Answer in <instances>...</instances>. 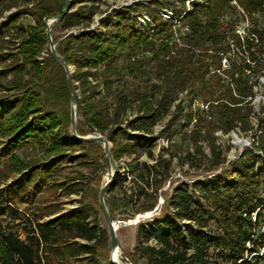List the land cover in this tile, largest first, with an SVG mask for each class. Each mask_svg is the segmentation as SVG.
Returning a JSON list of instances; mask_svg holds the SVG:
<instances>
[{
    "label": "trees",
    "instance_id": "1",
    "mask_svg": "<svg viewBox=\"0 0 264 264\" xmlns=\"http://www.w3.org/2000/svg\"><path fill=\"white\" fill-rule=\"evenodd\" d=\"M105 1L72 0V9L52 26L66 33L59 41L52 36L59 55L75 68L71 77L79 92L78 132L106 135L112 142V161L132 157L123 171H116L113 181L123 185L130 177V192L106 197L111 217L115 219L117 207H123L122 219H128L157 206L158 191L171 175L173 157L164 156L165 147L155 157L154 143L146 134H153L172 106V117L159 136L170 138L176 133L170 129L183 116L188 101L181 93L190 98V106L195 99L208 105L196 109L206 113L198 118L193 109L185 113L188 122L182 124L196 119L193 139L207 137L212 150L208 170L226 162L211 138L216 128L252 129L255 88L264 76V25H259L260 19L264 22V0H179L182 7L169 0H148L115 8L93 27ZM65 4V0H0V14L17 8L0 33V41L11 35L5 41L12 46L0 52V64L5 63L0 67V137H9L4 152L33 145L49 156L32 163L12 154L7 162L8 172L22 177L0 191V217L15 212L22 218L25 237L15 231L0 234V264H112L109 228L100 226L97 218L100 202H94L81 177L54 183L66 195L82 194L72 212L41 222L43 215L34 219L15 206L31 200V188L40 191L49 184L69 149L92 148L84 154V162L100 163L95 148L102 143L62 138L72 134L70 92L64 66L51 53L44 19L57 17ZM166 6L173 7V19L161 14ZM143 10L152 16V24L136 21L134 14ZM175 19L188 27L178 38ZM242 19L250 22L244 35L237 31ZM150 64L158 80L151 85L153 93L131 90L134 81L150 79ZM9 75L12 79L4 83L2 78ZM156 93L154 101L151 96ZM133 100H138L137 112L129 117ZM261 110L252 148L220 174L197 181L196 193L185 182L178 184L153 216L152 225L138 222L142 242L129 253L136 264L138 260L143 264H264V100ZM143 153L154 162L140 161ZM192 155L188 152V158ZM103 161L107 166L105 154Z\"/></svg>",
    "mask_w": 264,
    "mask_h": 264
},
{
    "label": "rangeland",
    "instance_id": "2",
    "mask_svg": "<svg viewBox=\"0 0 264 264\" xmlns=\"http://www.w3.org/2000/svg\"><path fill=\"white\" fill-rule=\"evenodd\" d=\"M148 0H106L102 3L100 12L95 18V22L93 27L99 26V18L104 16L106 13L110 12L115 8H123L129 7L139 4L147 3ZM162 1V0H160ZM200 1V0H195ZM169 2L176 7H182V4L179 0H169ZM192 3L187 1L186 6L191 7ZM17 8H13L11 10H6L2 14H0V33L3 31L2 26L9 21V16L12 12L16 11ZM161 14L168 19L174 18L173 7L166 6L162 7ZM136 17V21L139 25H150L153 23L152 16L147 11H140L134 14ZM29 21H32L29 18ZM175 23L177 29L181 31L179 33L176 32V38L180 37V35H184L187 31L184 27L181 26L180 22L175 19ZM55 24V23H54ZM53 24V25H54ZM52 25V26H53ZM259 25H264L262 19L259 20ZM250 26V22L246 20H241L238 23V30L243 35L246 33L247 27ZM176 29V28H175ZM66 33L60 26H56L52 29V34L59 41L62 36ZM11 35H6L4 40L0 41V52L9 51V47L11 46L6 39H9ZM57 45V43H56ZM12 47V46H11ZM46 54V52H45ZM9 61V60H8ZM226 61V60H224ZM9 63V62H7ZM5 63L0 64L2 67ZM226 66V65H225ZM73 67V66H72ZM74 68V67H73ZM75 69V68H74ZM150 71V79L146 81H134V84L131 85V90H136L137 88L146 90L149 95L153 93L152 83L157 82L158 80L154 78V72L152 70V64L148 67ZM12 79V75H9L7 78H2V81L6 83ZM130 80V79H129ZM132 80V79H131ZM256 96L253 100V112L251 114V125L252 129L248 131H243L238 126L237 128L231 130L230 132H225L222 129L216 128V130L211 134V138L215 141V143L219 146V149H222L223 156L226 158V162L217 169L208 170L211 165L212 159V150L207 137L199 136V140L195 141L192 137L194 125L196 123V119H193L187 126H182V124L187 123L186 114L191 109H193L194 117L198 118L200 115L206 114L197 111V101H201L200 99H195V101L190 106L189 97L185 95V92L180 94L181 98H187L184 114L179 119L176 120V123L170 129L171 132L176 131L172 137H160V133L163 128L167 125L168 121L172 117V112L174 111V106L171 107L170 113L166 114L161 121L154 127L153 134H146V136L154 143V154L155 157L159 156L160 149L165 147L167 150L164 153V156L167 158L173 157L172 166H171V175L164 184V187L158 191V204L160 205L159 209L155 211L152 215L148 217H141L140 221H145L147 225H152L154 220L153 216L159 212L161 207L166 203L165 200L171 195L173 189L180 183L185 182L189 187L191 193H196L197 190L194 184L197 181H201L206 176L218 175L222 172L223 169L231 162L239 158V156L244 152L247 148H252V144L254 141V135L256 129L259 126V118L262 114L261 105L264 100V76H262L259 80V84L256 85L255 88ZM79 94V92H77ZM158 93L151 98L155 101ZM136 97V94L135 96ZM202 102V101H201ZM138 100H133L132 109L129 110L128 116L133 117L134 113L137 112ZM201 109V108H200ZM206 109V108H204ZM126 126V122L123 124ZM130 131V130H129ZM205 130L203 129L202 133ZM63 139H66L68 142H75L74 138L71 135H63ZM9 137H0V191L6 190L12 184L17 183L21 180V174L18 172H8L7 170V162L11 160V155L15 154L20 159L25 161H29L32 163H38L49 156L39 147L37 146H26L19 147L15 150L7 153L4 152V148L8 143ZM238 140H241L239 142ZM112 145V142H111ZM97 152V157L99 159V165H92L85 163V153L91 152L92 148L89 147H77L75 149H69L67 151V159L60 166L58 171H55L50 179L49 184L43 187L40 191H35L31 188V200L29 202L24 203H15V206L22 212L24 215H29L32 218H36L38 215H43V218L40 220L41 222L48 221L53 219L54 217L67 214L75 210L79 202L78 200L81 198V193H73L70 195H66L63 192V189L58 187V184H54L57 182L65 181L66 179L81 177V181H84L85 190L88 191V194L92 196L94 202L99 203V193L101 187L105 183L108 177V169L107 166H104V148L101 144V147L95 148ZM93 152V151H92ZM188 152H192V156L188 158ZM132 157L128 155H124L119 159L113 160V168L116 171H123L126 163L130 161ZM140 161H147L149 163L154 162V159L149 157L146 153L141 154ZM9 174V176H5ZM132 185L130 177L128 180L124 182L123 185H110L109 191L106 195L114 196V197H123L127 191L130 192V186ZM56 210L58 212L54 213ZM123 207H117L116 209V217L114 220L121 221L119 223L117 229V236L119 241V258L123 262V264H136L135 260L131 257L129 253H133L137 244L142 242V238H139L137 234L138 230V222L129 223V220H133L136 216L128 219H122L125 216L123 213ZM142 212L141 214H144ZM97 218L100 226H107V222L102 211L99 209L97 214ZM22 218L18 216L12 210H9L4 216L0 217V234H6L10 231L17 232L21 237H25V232L23 229ZM194 229L198 232L203 231L202 233H209L206 229L199 230L194 226ZM152 243H155L152 240ZM129 254V256H126ZM138 264H143L142 260H138Z\"/></svg>",
    "mask_w": 264,
    "mask_h": 264
},
{
    "label": "water",
    "instance_id": "3",
    "mask_svg": "<svg viewBox=\"0 0 264 264\" xmlns=\"http://www.w3.org/2000/svg\"><path fill=\"white\" fill-rule=\"evenodd\" d=\"M65 7L63 11L57 16V17H51V18H45L44 21L47 25L46 34L49 41V47L51 50L52 55L55 59H57L59 62H61L64 66V69L66 71L67 76V82L69 86V92H70V116H71V132L72 136L74 138V141L79 142H100L103 145L104 148V154H105V160L106 165L108 169V177L101 187L100 193H99V202L103 211V215L105 217V220L107 222L108 228H109V234H110V262L112 264H123V262L119 259V257L116 256L117 250H119V241L117 236V229L119 226V223L121 221H116L111 217V214L109 212L107 203H106V195L109 191L110 185L115 179L116 176V169L113 168V162L111 159V141L107 138L106 135L95 131L88 134H80L77 130V107H78V99H77V93L74 87V83L72 81V73L74 72V68L69 65L65 58L57 52L56 49V42L53 39L52 36V25L57 22L59 19L63 18L66 13H68L72 9V0H65ZM160 205L157 204V206L150 211L145 212L144 214H137L136 217L133 220H129V223L132 222H140L141 217H148L152 215L155 211L159 209Z\"/></svg>",
    "mask_w": 264,
    "mask_h": 264
},
{
    "label": "built area",
    "instance_id": "4",
    "mask_svg": "<svg viewBox=\"0 0 264 264\" xmlns=\"http://www.w3.org/2000/svg\"><path fill=\"white\" fill-rule=\"evenodd\" d=\"M177 21H179L180 22V20H177ZM186 30H188V27L187 26H185L184 27ZM224 65H226V61H224ZM197 107L198 108H201V109H204V108H207L208 107V105L207 104H205L204 102H201V101H197Z\"/></svg>",
    "mask_w": 264,
    "mask_h": 264
},
{
    "label": "bare ground",
    "instance_id": "5",
    "mask_svg": "<svg viewBox=\"0 0 264 264\" xmlns=\"http://www.w3.org/2000/svg\"><path fill=\"white\" fill-rule=\"evenodd\" d=\"M238 141L241 142V140H238ZM118 253H119V250H117V253H116V256H117V257H119ZM119 259H120V258H119Z\"/></svg>",
    "mask_w": 264,
    "mask_h": 264
}]
</instances>
